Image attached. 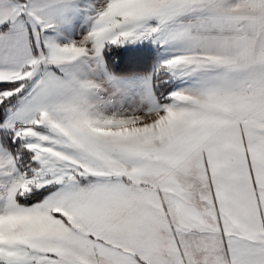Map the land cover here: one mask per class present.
<instances>
[{
    "label": "snow or ice",
    "instance_id": "obj_1",
    "mask_svg": "<svg viewBox=\"0 0 264 264\" xmlns=\"http://www.w3.org/2000/svg\"><path fill=\"white\" fill-rule=\"evenodd\" d=\"M0 264H264V0H0Z\"/></svg>",
    "mask_w": 264,
    "mask_h": 264
}]
</instances>
